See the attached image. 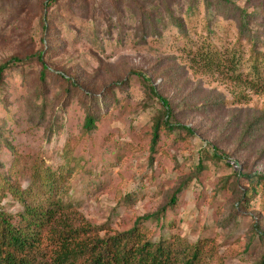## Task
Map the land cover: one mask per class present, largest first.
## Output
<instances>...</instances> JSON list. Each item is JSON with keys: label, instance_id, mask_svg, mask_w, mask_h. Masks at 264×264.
<instances>
[{"label": "rangeland", "instance_id": "374dc122", "mask_svg": "<svg viewBox=\"0 0 264 264\" xmlns=\"http://www.w3.org/2000/svg\"><path fill=\"white\" fill-rule=\"evenodd\" d=\"M47 1L0 0V63L20 60L0 87L3 185L65 165L63 195L110 233L157 214L149 236L206 239L204 264H260L264 184L242 173H264V0Z\"/></svg>", "mask_w": 264, "mask_h": 264}, {"label": "trees", "instance_id": "16d2710c", "mask_svg": "<svg viewBox=\"0 0 264 264\" xmlns=\"http://www.w3.org/2000/svg\"><path fill=\"white\" fill-rule=\"evenodd\" d=\"M57 1L48 0L46 5L50 7ZM229 17L236 18L239 26L246 28L242 22L248 19L245 18L248 13L242 8L233 9ZM42 26L47 29L46 24ZM37 59L42 60L40 52ZM16 61L20 62L12 57L0 63V87L5 71L16 65ZM255 67L259 72L258 65ZM160 100L165 107L164 112L155 117L154 142L161 129L172 128L170 105L166 98L160 97ZM95 115L91 112L86 116L87 128L93 125ZM183 127L192 132L186 125ZM69 152L70 149H66L63 156ZM69 169L65 165L51 169L32 163L29 175L33 184L29 189H22L18 184L6 187L0 180V201L9 193L23 203L16 215L0 209V264H204L207 261L206 239L190 242L173 235L158 239L149 236L145 219L159 217L157 214H144L130 229L114 233H110L106 224H93L63 195L69 187L66 185L71 174ZM242 175L251 183L259 177L264 184V173ZM174 200L172 196L171 201ZM260 264H264V258Z\"/></svg>", "mask_w": 264, "mask_h": 264}]
</instances>
